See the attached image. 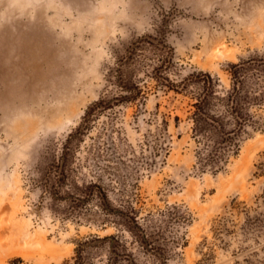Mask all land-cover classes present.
Returning a JSON list of instances; mask_svg holds the SVG:
<instances>
[{
    "label": "rangeland",
    "instance_id": "rangeland-1",
    "mask_svg": "<svg viewBox=\"0 0 264 264\" xmlns=\"http://www.w3.org/2000/svg\"><path fill=\"white\" fill-rule=\"evenodd\" d=\"M262 55L264 0H0V264H264V98L218 169L191 120Z\"/></svg>",
    "mask_w": 264,
    "mask_h": 264
},
{
    "label": "trees",
    "instance_id": "trees-1",
    "mask_svg": "<svg viewBox=\"0 0 264 264\" xmlns=\"http://www.w3.org/2000/svg\"><path fill=\"white\" fill-rule=\"evenodd\" d=\"M231 85L224 91L219 98H215L216 80L208 74H199L196 81L200 93L191 106L193 108L191 120L193 122L194 135H204L207 139L217 137L219 140L214 142V146L207 150L202 157L201 163L204 167L220 168L225 161L227 154L236 147L237 138L244 132L247 124L251 123L252 115L250 109L260 99L264 98V87H249L247 79L264 74V55L242 60L237 64L229 65ZM185 86V84H184ZM217 99L221 106V114L211 115L209 111L210 101ZM97 105V104H96ZM227 120L231 125L230 130H226L223 120ZM131 224L139 231V242L146 244V234L138 226L136 216L129 217ZM103 251L105 254L95 253L101 256L106 264H115L124 259L125 245L119 236H90L77 243L74 250L75 256L72 264H89L92 255L90 252ZM129 256V255H128Z\"/></svg>",
    "mask_w": 264,
    "mask_h": 264
},
{
    "label": "bare ground",
    "instance_id": "bare-ground-1",
    "mask_svg": "<svg viewBox=\"0 0 264 264\" xmlns=\"http://www.w3.org/2000/svg\"><path fill=\"white\" fill-rule=\"evenodd\" d=\"M20 52H21V50H20ZM30 64V63H29ZM23 69V68H22ZM24 70V69H23ZM7 72V71H6ZM5 72V73H6ZM23 72V71H22ZM24 72H25V70H24ZM17 73H18V71H17ZM20 73V72H19ZM10 74V73H9ZM8 74V75H9ZM29 74V73H28ZM33 74V73H32ZM39 74H42V73H39ZM31 75V74H30ZM39 76H41V75H39ZM6 77V76H5ZM23 77V76H22ZM42 77V76H41ZM28 78V77H27ZM6 79V78H5ZM34 79V78H33ZM38 80V79H37ZM4 81V80H3ZM6 81H7V79H6ZM3 83V82H2ZM8 83V82H7ZM10 90V89H9ZM8 91V90H7ZM14 92V91H13ZM4 93V92H3ZM8 93V92H7ZM13 101V100H12ZM5 102V101H4ZM4 104V103H3ZM14 104V103H13Z\"/></svg>",
    "mask_w": 264,
    "mask_h": 264
}]
</instances>
